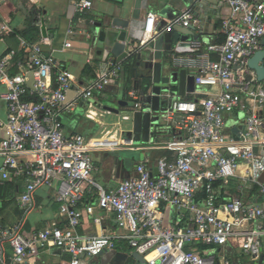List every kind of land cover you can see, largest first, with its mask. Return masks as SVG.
<instances>
[{
	"label": "built area",
	"instance_id": "obj_1",
	"mask_svg": "<svg viewBox=\"0 0 264 264\" xmlns=\"http://www.w3.org/2000/svg\"><path fill=\"white\" fill-rule=\"evenodd\" d=\"M220 1L231 7V17L224 22V42L209 46L217 58L194 62L174 57L176 65L195 68L198 92L210 87L203 92L206 97L176 100L164 113V123L174 132L167 145L174 158L159 159L155 168L140 162L135 174L110 190L94 178L92 152L132 147L133 141L67 135L59 116L74 109L77 100H90L115 81L122 67L110 63L70 100L75 83L72 72L57 68L55 57L44 55L40 43L23 41L25 53L21 56L13 49L0 56V84L6 86L1 98L7 104L6 119L0 117V169L5 178L8 173L25 177L21 207L34 208L37 191L48 187L55 190L54 197L67 216L66 228L56 222L29 232L23 225L15 226L7 234L13 248L10 264L26 261L38 247L68 252L72 264H101L92 259L112 251L122 240L147 264H264V182L260 180L264 153L259 150L264 146V80L259 81L249 67V60L262 49L264 0ZM74 2L80 11L92 7L91 0ZM197 23L192 12L185 11L158 33L171 31L175 24L188 27ZM156 25V14L149 13L142 45L155 39ZM13 31L11 21L0 16V41ZM192 47L199 49L201 43L194 42ZM14 66L19 73L11 72ZM215 87L219 90L213 92ZM135 107L141 108V104L137 102ZM237 109L245 111L244 127L229 133L226 115ZM234 179L247 184H236L233 189ZM244 187H257L263 202H245L240 195ZM86 198L94 202L82 206ZM163 204L188 211V226L166 225L160 209ZM96 209L115 213L117 225L127 233L80 235L84 215ZM232 240L238 249L231 253L197 249L200 244L224 247ZM159 246H166V251L150 260L147 254Z\"/></svg>",
	"mask_w": 264,
	"mask_h": 264
},
{
	"label": "crops",
	"instance_id": "obj_2",
	"mask_svg": "<svg viewBox=\"0 0 264 264\" xmlns=\"http://www.w3.org/2000/svg\"><path fill=\"white\" fill-rule=\"evenodd\" d=\"M92 7L78 10L74 0H0V16L9 19L14 27L11 35L0 41V56L11 49L25 53L23 41L40 43L44 55H53L57 68L69 69L74 76V87L69 99L77 98V90L94 81L101 72L106 71L110 63L120 65L119 77L107 84L101 91L95 92L90 100H77L72 110L63 111L59 116L62 130L67 135L80 134L88 138L108 140L131 139L132 147L123 149L103 148L92 152L94 178L105 188L113 189L120 181L135 174L140 162H148L153 168L159 159L167 156L174 158V151L167 148L173 139V129L167 127L163 115L176 100H195L206 97L203 93L210 87H201L195 82L196 70L189 66L174 63V57H186L199 60H214L217 54L209 46L225 40L224 22L231 17V7L220 0H196L195 8L190 0H160L144 2L142 15L156 14L157 34L154 40L142 45L145 19H133L132 13L137 0H91ZM262 1V0H253ZM185 11H190L198 20L192 34L194 42L201 47L196 53H179L171 45L175 24L171 31L158 33L171 20ZM121 17L130 20L128 28L115 27L127 32V42H132L129 50L133 57L117 63L111 55L103 60L94 41L95 24L100 21ZM262 49L264 44L262 43ZM17 61V59H15ZM13 74L19 73L14 66ZM32 83V79H30ZM6 86L0 84V117L6 119L7 104L1 98ZM217 87L213 92L218 91ZM134 94V96H133ZM139 102L141 108H136ZM110 106L118 112L105 108ZM245 111L237 109L232 115H226L229 133H237L244 127ZM2 130L0 129V136ZM264 151V146L259 149ZM236 184L244 185L241 179ZM25 177L8 173L5 178L0 169V263H11L13 248L7 234L17 225H23L27 232L42 229L53 222L67 227V216L62 213L61 202L55 200V190L42 187L37 191L35 207L26 210L20 205V196L24 191ZM224 188L221 193L224 197ZM245 202L260 204L263 202L257 187L243 188L240 193ZM226 196V195H225ZM86 198L82 206L93 203ZM166 225L187 227L191 222L188 211L178 210L170 204L161 205ZM78 233L82 236L109 235L118 236L127 231L117 225L115 213L96 209L93 214L86 213ZM166 246H159L147 254L150 260L162 255ZM197 249H238L232 240L224 247L200 244ZM108 264H135L142 255H134L127 240L117 244ZM109 251V252H112ZM108 253V252H106ZM104 253V254H106ZM96 256L92 260L107 258ZM20 264H72V255L56 247H38ZM144 259V258H143ZM145 261V260H144ZM144 264H147L146 261Z\"/></svg>",
	"mask_w": 264,
	"mask_h": 264
},
{
	"label": "water",
	"instance_id": "obj_3",
	"mask_svg": "<svg viewBox=\"0 0 264 264\" xmlns=\"http://www.w3.org/2000/svg\"><path fill=\"white\" fill-rule=\"evenodd\" d=\"M160 0H137L135 9L132 13L133 19H140L143 17L146 22L147 15H142V6L144 2L152 3ZM193 3L195 8L198 7V3L196 0H190ZM130 26V20L116 17L113 20L100 21L95 24V33H94V41L97 48H99L101 52V56L103 60L106 61L111 55L117 58V63L127 61L133 57V53L130 52L129 48L132 46V42H127V32L115 29V27L120 28H128ZM194 27L192 25L185 27L182 25H178L174 30L173 40L170 41L171 45L175 48V50L179 53H196L198 49L192 47V41L194 40V36L192 34ZM264 44V39L262 40ZM264 60V49L257 51L254 56L249 60V67L252 68L257 75V79L259 81L264 80V64L261 62ZM247 79H252L251 75H247ZM108 110L118 112L117 109H114L110 106H106ZM258 151V148L255 149ZM264 153V151H263ZM130 177V176H129ZM115 251L108 252L106 254L101 253V256H104L102 264H108L109 258ZM263 260V256L261 257V262ZM145 261L143 258H139V260L135 264H144Z\"/></svg>",
	"mask_w": 264,
	"mask_h": 264
},
{
	"label": "rangeland",
	"instance_id": "obj_4",
	"mask_svg": "<svg viewBox=\"0 0 264 264\" xmlns=\"http://www.w3.org/2000/svg\"><path fill=\"white\" fill-rule=\"evenodd\" d=\"M262 182H264V175L261 177V179H260ZM55 198V197H54ZM55 200H56V198H55ZM130 249H132L131 247H129ZM133 250V249H132ZM134 255H138V253H134ZM246 262H251V260L249 259V258H245L244 259Z\"/></svg>",
	"mask_w": 264,
	"mask_h": 264
},
{
	"label": "bare ground",
	"instance_id": "obj_5",
	"mask_svg": "<svg viewBox=\"0 0 264 264\" xmlns=\"http://www.w3.org/2000/svg\"><path fill=\"white\" fill-rule=\"evenodd\" d=\"M163 249H166V247H165V248H163Z\"/></svg>",
	"mask_w": 264,
	"mask_h": 264
}]
</instances>
